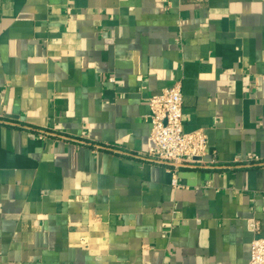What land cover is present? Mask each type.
<instances>
[{"label": "crops", "instance_id": "obj_1", "mask_svg": "<svg viewBox=\"0 0 264 264\" xmlns=\"http://www.w3.org/2000/svg\"><path fill=\"white\" fill-rule=\"evenodd\" d=\"M176 83L208 167L173 184L138 156L150 98ZM249 156L264 160V0H0V264H249Z\"/></svg>", "mask_w": 264, "mask_h": 264}, {"label": "built area", "instance_id": "obj_2", "mask_svg": "<svg viewBox=\"0 0 264 264\" xmlns=\"http://www.w3.org/2000/svg\"><path fill=\"white\" fill-rule=\"evenodd\" d=\"M183 92L180 83L163 89L149 100L152 147L138 156L145 163L163 166L172 174L173 184L178 182L182 169L208 167L205 157L208 150V136L202 129L186 132L184 130ZM46 132H40V137ZM100 146H95V149ZM212 161V165L216 164ZM236 166H264V160L249 156L237 160ZM252 241L249 264H264V238L256 228Z\"/></svg>", "mask_w": 264, "mask_h": 264}]
</instances>
